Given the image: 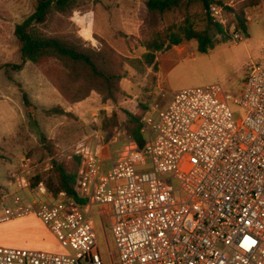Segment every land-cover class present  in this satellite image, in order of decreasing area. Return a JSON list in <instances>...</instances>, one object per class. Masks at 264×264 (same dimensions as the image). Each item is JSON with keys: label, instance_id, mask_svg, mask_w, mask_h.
I'll use <instances>...</instances> for the list:
<instances>
[{"label": "built area", "instance_id": "1", "mask_svg": "<svg viewBox=\"0 0 264 264\" xmlns=\"http://www.w3.org/2000/svg\"><path fill=\"white\" fill-rule=\"evenodd\" d=\"M227 5L208 11L224 24ZM232 105L245 110L241 124ZM142 123L144 146L129 135L107 169L100 147L75 150L76 192L111 213L118 264H264V64L241 96L186 88L166 106L156 100ZM31 194L5 205L0 223L34 215L65 252L0 246V264H105L89 205L44 186Z\"/></svg>", "mask_w": 264, "mask_h": 264}, {"label": "rangeland", "instance_id": "2", "mask_svg": "<svg viewBox=\"0 0 264 264\" xmlns=\"http://www.w3.org/2000/svg\"><path fill=\"white\" fill-rule=\"evenodd\" d=\"M41 1L0 0V209L3 204L7 207L14 195L22 194L24 199L46 187L45 184L33 189V183L40 177L54 183L55 163L69 170L75 168V150L81 143L100 147L103 158L109 154L106 159L111 165L130 134L122 128L113 133L103 131L105 117L121 115L123 111L136 112L139 101L148 103L156 95L167 102L176 91L192 87L216 84L241 96L252 66L264 64V0H223L229 4L224 8L222 24L229 41L208 53L199 51L196 40L158 53L161 77L145 62L147 44L158 40L168 45L172 32H179L184 22L182 12L154 19L146 6L147 0H74L65 12L49 13L44 22L36 25L37 31L66 42L81 39L87 48L97 51L105 47L113 50L110 64L124 76L122 88L130 94L125 91L127 96L120 104H105L102 96L93 91L88 99L71 103L51 81L57 80L61 86L66 83V70L58 61L45 58L40 63L27 62L21 70L15 68L23 63L16 27L36 12ZM191 13L197 30L207 31L216 40L223 38L209 27L200 4ZM87 16L91 38L86 36V26L81 22ZM239 18L244 21L246 31ZM236 33L242 36V41L235 40ZM232 109L236 122L241 124L245 110L239 105H232ZM22 178H26L27 184ZM87 205L85 212L95 220L105 264H118L111 213L99 205ZM46 252L65 250L56 239L54 248Z\"/></svg>", "mask_w": 264, "mask_h": 264}, {"label": "trees", "instance_id": "3", "mask_svg": "<svg viewBox=\"0 0 264 264\" xmlns=\"http://www.w3.org/2000/svg\"><path fill=\"white\" fill-rule=\"evenodd\" d=\"M73 1L42 0L36 12L23 24L17 25L15 35L22 43L23 63L15 68L21 70L27 62L40 63L45 58H52L65 68L66 83L61 86L57 80L51 79V81L71 103L82 102L88 99L93 91H96L102 96L105 104L108 102L120 104L127 93L122 88L124 76L118 74L110 64L113 50L105 47L102 51H97L87 48L81 39L66 42L59 38L44 36L36 29V25L44 22L49 13L52 11L65 12ZM196 4L202 6L203 15L209 27L216 29L217 33L223 36L221 40L214 39L207 31L196 29L191 13ZM211 4L224 5L223 0H147L146 6L150 16L154 19L175 11H180L185 15L179 32H172L168 45L166 42L160 43L158 40L147 44L149 52L144 57L147 66L153 67L154 71L159 73L158 53L170 50L172 46L182 45L185 41L196 40L199 44V51L202 53H208L220 43L228 42L229 38L225 34L224 26L208 11ZM240 21L243 30L246 31L247 27L244 25V21L241 19ZM157 79H154V83L157 82ZM156 98L157 95L150 98L151 100L148 98L149 104L144 100L139 101L138 113L123 111L122 116L114 113L111 117H105L102 122V130L113 133L116 129H125L140 146H144L142 116L149 111ZM26 104L31 105L28 100H26ZM107 138L110 140V135ZM55 165L56 170L52 177L54 183H48L44 177H40L38 182L33 183V189L46 184L48 190L56 196L64 193L80 205L86 206L88 200L80 198L76 192L81 157L76 156V167L70 170L64 165L57 163Z\"/></svg>", "mask_w": 264, "mask_h": 264}, {"label": "crops", "instance_id": "4", "mask_svg": "<svg viewBox=\"0 0 264 264\" xmlns=\"http://www.w3.org/2000/svg\"><path fill=\"white\" fill-rule=\"evenodd\" d=\"M159 77H161L160 63H159ZM123 89L128 94H130L128 90H126L124 87ZM159 99H160L159 96H157L156 100L159 101L163 106H166L171 101V99L168 100L167 102L163 101V99L162 100ZM138 107H137V111L134 113L139 112ZM69 108L73 110V106H70ZM106 156L108 157L109 154H105V158H103L105 169L110 167V162L109 160L106 159ZM21 196L20 195L19 197H17L16 195L12 196V200H8L7 205L14 206L16 201H20L19 199H21ZM33 198H34L33 194H31L30 196L26 195V198L21 199V201L26 202V200H31ZM3 205L5 206V204ZM4 206H2V208ZM1 209H0V217L3 216L4 214V211L2 212ZM55 240L56 238L53 235V233L49 230V228L38 217L34 215H30L23 218L12 219L10 221L0 223V245L10 246V247H21L24 249H31V250L39 249L41 251L42 250L47 251L54 248Z\"/></svg>", "mask_w": 264, "mask_h": 264}, {"label": "bare ground", "instance_id": "5", "mask_svg": "<svg viewBox=\"0 0 264 264\" xmlns=\"http://www.w3.org/2000/svg\"><path fill=\"white\" fill-rule=\"evenodd\" d=\"M81 22L84 26H86L89 22V17L87 16L86 18L81 19ZM85 34L88 38H91V26H86Z\"/></svg>", "mask_w": 264, "mask_h": 264}]
</instances>
